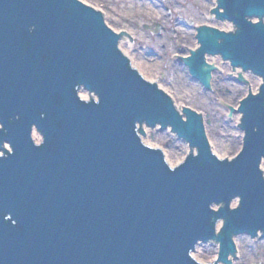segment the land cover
<instances>
[{
    "label": "water",
    "instance_id": "water-1",
    "mask_svg": "<svg viewBox=\"0 0 264 264\" xmlns=\"http://www.w3.org/2000/svg\"><path fill=\"white\" fill-rule=\"evenodd\" d=\"M219 8L237 32L204 26L191 74L208 86L205 56L220 55L263 79L239 100L245 138L233 162L211 153L198 115L185 110L184 121L130 67L100 14L77 0H0V151L12 148L0 157V264H197L200 241H221L225 255L229 234H264V24L251 22L264 19V0ZM82 90L99 102H82ZM138 125L171 127L198 158L171 171Z\"/></svg>",
    "mask_w": 264,
    "mask_h": 264
},
{
    "label": "rangeland",
    "instance_id": "rangeland-1",
    "mask_svg": "<svg viewBox=\"0 0 264 264\" xmlns=\"http://www.w3.org/2000/svg\"><path fill=\"white\" fill-rule=\"evenodd\" d=\"M81 1L99 10L106 24L116 33L120 34L125 29L116 20V15L121 14L133 20L134 25L130 29L133 35L126 38L124 44L130 45L129 53L140 66L137 69L141 75L166 92L177 108L186 106L203 117L206 138L213 152L223 157L238 155L244 134L240 138L241 130L235 124L237 113L231 111L239 106V100L247 97V93L257 95L261 79L248 73L245 75L248 85H240L235 80L232 68L221 57H214L211 62L218 70L212 73L210 85L205 88L191 78L183 59L191 50L198 48L196 28L213 21L212 11L216 7L213 0H154L156 3H147L146 7L141 6L142 0ZM153 6L161 7L164 19H160L151 9ZM215 26L221 27L217 24ZM179 29L186 32L182 38H178ZM146 131L150 135L145 139L153 143L154 148H160L166 160L180 163L187 155L185 142L171 131L161 128ZM241 239L237 242L238 253L232 259L233 264H258L259 261L264 264V240H251L247 237ZM199 251L202 263L213 261V246L202 245Z\"/></svg>",
    "mask_w": 264,
    "mask_h": 264
},
{
    "label": "bare ground",
    "instance_id": "bare-ground-1",
    "mask_svg": "<svg viewBox=\"0 0 264 264\" xmlns=\"http://www.w3.org/2000/svg\"><path fill=\"white\" fill-rule=\"evenodd\" d=\"M116 1V0H115ZM147 3H156V1H154V0H142V1H140V4H141V6L142 7H144L145 6V4H147ZM213 3H214V6H219V0H213ZM85 4V3H84ZM168 4V6H169V3H167ZM85 6H87V7H92V6H90V5H88V4H85ZM146 7V6H145ZM92 9V8H91ZM152 10H154L155 12H156V14L157 15H159V17H160V19H164L165 18V14L162 12V9H161V7H152L151 8ZM218 13H222V11L219 9V7H218ZM156 14H154V15H156ZM116 20L119 22V23H121V24H123L122 26H123V28H125L124 29V31H122V33H120L121 34V36H122V40H121V42H120V50L122 51V53L125 55V57H127L128 58V60L130 61V64H131V66L133 67V68H139L140 66L138 65V64H136L133 60H132V58H131V55H130V49H131V47H130V45H126V44H124V40L126 39V38H130L132 35H133V32H132V30H130L131 28H133V25H134V23H132L133 22V20H129L128 18H126V17H124V16H122L121 14L120 15H116ZM150 18H152V17H150ZM216 19H217V17H215ZM213 19L212 18V20L214 21V23L215 24H217V25H219V26H221L220 28L219 27H216L215 26V24L213 23V21H210V23H205V24H203V25H201L202 27H204V26H208V27H213V28H215V29H218V31L219 32H237V30L236 31H234V29H233V25L231 24V23H229V22H226V21H219L220 23L218 24V23H216V22H218L216 19ZM255 21H259V20H255ZM201 26H199V27H201ZM196 29H198V27L196 28ZM185 32V30L184 29H179V31L177 32V35H178V38H182V34ZM197 32V31H196ZM186 33V32H185ZM194 34H195V31H194ZM125 46H126V48H125ZM214 60V59H213ZM207 61L208 62H211V59L210 58H207ZM214 62V61H213ZM139 72V71H138ZM140 73V72H139ZM141 74V73H140ZM236 75H238V72H236L235 74H234V76H236ZM260 84H261V81H259V86H260ZM256 89H254V91H255ZM253 91V92H254ZM256 92V91H255ZM83 94H85V95H82L81 94V97H82V99H84V100H87L90 96H88V93L86 92V93H83ZM95 99V98H94ZM237 108H238V106H237ZM179 111L180 112H182L183 114H184V109H183V107L182 108H179ZM186 117V116H185ZM241 115L240 114H237V116H236V118H235V124H238V125H240V123H241ZM169 131H171L170 129H169ZM146 133L148 134L147 135V137L150 135V132H147L146 131ZM240 134H241V137L240 138H242V132L240 131ZM33 136H34V138L35 139H37L38 141V143L39 142H41V136H40V134L39 133H37V132H34V134H33ZM144 143L146 144V145H148V146H150V147H153V146H155L153 143H150V141L148 140V139H144ZM151 144V145H150ZM153 145V146H152ZM185 145H186V152H187V154L189 153V147H188V145L185 143ZM6 149L7 150H9V148L8 147H6ZM167 163L169 164V165H171L172 167H174L175 165H177V163L175 162H173L172 160H168L167 161ZM264 168V167H263ZM238 204H239V202H238V200L237 201H235L233 204H232V209L234 210V209H236L237 208V206H238ZM214 209L215 210H218V208L217 207H214ZM223 223L222 222H220L218 225H217V232H220L221 230H222V228H223ZM242 238V237H241ZM240 238V239H241ZM240 239H238V241L240 240ZM242 240V239H241ZM237 241V242H238ZM202 245V244H201ZM201 245L197 248V251L192 255L195 259H197L200 263H201V259H200V257H201V255H200V247H201ZM215 245H217V244H215ZM210 246V245H209ZM213 248H214V250H215V256H213L212 258H211V260L213 259V261L211 262L212 264H214V262L216 261V259H217V253H218V246H213ZM263 255H264V253H263ZM248 257V256H247ZM264 257V256H263ZM204 262V261H203ZM258 264H261V262L259 261V263Z\"/></svg>",
    "mask_w": 264,
    "mask_h": 264
}]
</instances>
